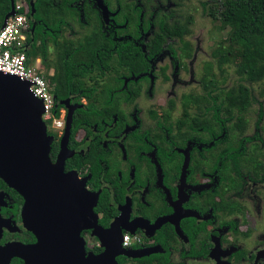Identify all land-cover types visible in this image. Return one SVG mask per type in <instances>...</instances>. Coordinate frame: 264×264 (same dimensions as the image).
<instances>
[{
    "label": "flooded vegetation",
    "instance_id": "1",
    "mask_svg": "<svg viewBox=\"0 0 264 264\" xmlns=\"http://www.w3.org/2000/svg\"><path fill=\"white\" fill-rule=\"evenodd\" d=\"M8 2L6 15L21 3L26 12L24 50L35 53L34 65L45 77L69 78L74 90L58 100L47 79L54 116H63L60 129L45 123L49 159L55 164L65 143L63 172L72 181L63 202L55 194L29 201L0 177V264H46L52 257L36 248L52 238L51 246L69 244L66 227L81 239L83 261L103 255V237L82 222L92 205L96 228L117 230L109 264H264V161L232 170L255 150L262 113L250 135L245 118L226 107L247 99L220 98L212 80L201 83L205 94L178 98L139 87L154 84L163 63L172 67L166 80L174 90L192 85L178 78L193 55L172 46L183 31L167 30L185 16L193 24L185 0H42L39 10L38 0ZM124 55L137 64H120ZM108 74L113 83H133L129 95H102ZM148 101L184 108L158 116Z\"/></svg>",
    "mask_w": 264,
    "mask_h": 264
},
{
    "label": "rangeland",
    "instance_id": "2",
    "mask_svg": "<svg viewBox=\"0 0 264 264\" xmlns=\"http://www.w3.org/2000/svg\"><path fill=\"white\" fill-rule=\"evenodd\" d=\"M185 3L190 6L189 15L194 18L193 24L185 31L181 32L179 36L172 43V46L178 50L181 48L189 49L190 54L193 55V59L190 60L191 66L179 76L180 82L192 83L187 87H176L178 85H172L171 78L172 67L169 65L164 66L159 64L156 67L154 84L148 85V82L141 86L146 92L151 90L157 91L159 96H165L166 93L174 91L175 97L181 96V94H205L202 90V82L205 80H212L218 84L217 96L225 98L226 101H236L240 96L245 93L249 95L247 104L226 103L227 111L238 113L245 118V125L250 129V135L252 134L255 123L257 122V116L262 113L263 120L260 124V130L257 132V138L254 140L255 150L250 153L248 159H244L242 162H238L232 167V170L241 171L245 173L249 161L253 159L264 161V60L259 64L255 70V75L258 76L255 79H251L246 73H242L240 66L242 63L241 48L234 41L232 23L223 19V8L220 4L210 2L209 0H185ZM114 63V61H110ZM44 74V73H43ZM112 75L108 74L103 78L104 85L101 87L102 95L108 97L120 95L125 91V95H129L128 91L133 90V83L121 84V82L113 83ZM101 79V77H100ZM176 79V80H178ZM174 83V82H173ZM118 87V89L111 90V87ZM144 86V87H143ZM120 87V88H119ZM123 89V91H122ZM165 91V93H164ZM164 94V95H163ZM144 95V93H142ZM167 98V97H166ZM163 103V102H162ZM161 103L159 106H154L153 103L148 101L144 106L146 109L151 107L150 111H158L160 116L162 112H167L168 115H172L174 112L183 111L184 103L178 104L170 102L167 103V108ZM163 117L167 118L165 114ZM176 117V116H175Z\"/></svg>",
    "mask_w": 264,
    "mask_h": 264
},
{
    "label": "water",
    "instance_id": "3",
    "mask_svg": "<svg viewBox=\"0 0 264 264\" xmlns=\"http://www.w3.org/2000/svg\"><path fill=\"white\" fill-rule=\"evenodd\" d=\"M13 10V5H12ZM14 12L11 11L4 21ZM44 113L42 102L35 99L28 91L27 85L16 78L0 74V177L14 190L25 194L26 198L35 200L47 198L51 201L59 195L66 198V186L71 184L70 178L64 174L65 143L55 164L49 159L50 137L47 136L46 125L42 120ZM71 114L69 113L68 122ZM89 199V197H88ZM63 202V201H62ZM47 203L46 212L51 213ZM63 210L61 213L63 214ZM60 209L55 206V215L60 216ZM93 220V222H91ZM85 227L97 229V235L105 241L107 250L95 260L83 261L84 250L81 239L74 235V230L66 232L70 243H57L39 246L41 256H50L46 264H109L108 258L116 246V228L108 230L96 228L93 205L82 215ZM68 230V231H67Z\"/></svg>",
    "mask_w": 264,
    "mask_h": 264
},
{
    "label": "trees",
    "instance_id": "4",
    "mask_svg": "<svg viewBox=\"0 0 264 264\" xmlns=\"http://www.w3.org/2000/svg\"><path fill=\"white\" fill-rule=\"evenodd\" d=\"M41 1L42 0H38L37 2L36 8L38 7V10L42 8V6H40ZM211 2L220 4L223 8V19L232 23L234 26V41L242 50L241 72L246 73L251 79L257 78L258 76L255 75V70L257 67L259 68L260 62L264 60V0H211ZM9 10L8 0H0V28ZM190 23L189 16H185V23H183V25L177 23L174 27L167 28L168 33H180V31H184L188 28ZM34 55L35 53L33 52L31 55H28V57L32 60ZM92 58H94V55H92ZM120 64L134 66L137 64V61H135L132 56L124 55L121 56ZM45 78L48 79L51 84H56V86L53 87V92L58 100L67 97L71 91H74L72 88L66 86V83L69 82V78H60V76H46ZM209 85L211 84H208V86ZM212 85H215V83ZM78 89L83 90L84 88L79 86ZM243 97L245 101L249 99V95L246 93ZM81 112L82 110H78L75 113L74 121L77 119L76 115Z\"/></svg>",
    "mask_w": 264,
    "mask_h": 264
},
{
    "label": "built area",
    "instance_id": "5",
    "mask_svg": "<svg viewBox=\"0 0 264 264\" xmlns=\"http://www.w3.org/2000/svg\"><path fill=\"white\" fill-rule=\"evenodd\" d=\"M22 3L16 8L17 12L9 16L0 28V74H6L27 85L32 96L42 102L44 113L42 120L54 129L62 127L63 116H54L55 105L51 88L45 76L34 65L24 50L26 42V12ZM129 236L123 238V245L129 243Z\"/></svg>",
    "mask_w": 264,
    "mask_h": 264
}]
</instances>
